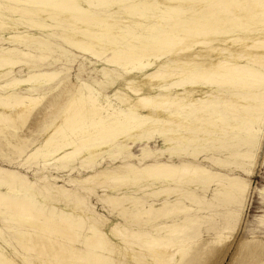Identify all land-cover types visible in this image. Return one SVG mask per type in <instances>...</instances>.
<instances>
[{"label": "bare ground", "instance_id": "1", "mask_svg": "<svg viewBox=\"0 0 264 264\" xmlns=\"http://www.w3.org/2000/svg\"><path fill=\"white\" fill-rule=\"evenodd\" d=\"M93 6L102 8L91 12ZM40 32L50 38L42 39ZM2 38L53 46L60 49L58 57L64 61L72 57L64 46L97 61L100 77L95 84L99 89L80 82L72 91L63 84L52 94L50 103L58 102L62 93L67 96L31 154L52 160V164L48 159L42 161L41 166L51 165L58 171L90 170L98 158L112 160L123 151L129 162L106 165L82 180L71 178L68 184L93 183L95 188L89 192L103 186L118 191L134 186L140 193L160 180L208 187L223 177L226 181H219L218 186L227 188V193L237 188V183L226 184L237 179L199 164L162 162L161 157L165 151L173 155L178 145L180 151L175 155L194 162L211 140L221 148L231 142L237 149L251 142L253 132L264 122V0H0ZM95 42L101 45L99 50ZM9 53L0 50V80L10 76L9 67L18 63ZM38 67H30L32 71L24 79L13 76L0 82V130H11L29 116L43 96L38 89H54L39 86L54 81L59 73ZM19 84L27 85L28 92L15 91ZM111 87L113 93L107 95L104 89ZM236 122L246 126L244 138H238L242 131ZM154 138L164 146L159 153L147 150ZM183 142L190 144V151ZM135 144L145 145L138 156L133 153ZM202 145L204 149H199ZM7 177L16 180L8 183L9 191L0 188V214L10 216L0 217V264H197L214 252L189 253L187 243L150 233L134 235L96 212L90 215L76 190L55 185L60 176L51 184L45 175L37 179L50 187H37L15 172ZM17 185L24 188L18 191ZM182 191L170 186L151 193L169 197ZM59 192L63 197L56 195ZM261 192L264 194V188ZM41 200L63 203L66 211L57 215L53 207L47 214ZM137 204L140 201H133ZM137 214L139 211L127 218L136 219ZM146 224L144 220L140 226ZM175 231V224L166 230L170 234ZM262 256V248L246 247L238 264H254Z\"/></svg>", "mask_w": 264, "mask_h": 264}, {"label": "rangeland", "instance_id": "2", "mask_svg": "<svg viewBox=\"0 0 264 264\" xmlns=\"http://www.w3.org/2000/svg\"><path fill=\"white\" fill-rule=\"evenodd\" d=\"M94 6L91 12H99L102 8ZM28 31L32 33L36 32L32 28H28ZM44 34L45 33L40 32L39 36H41L42 39L49 37H44ZM47 41L50 43V40ZM26 44L19 42L13 43V41L4 40L3 38L0 40V50H10L9 56L13 58V60L18 61L15 67H9L11 68L10 71H12L10 76L4 77L0 82L7 81L13 76L24 79L27 73L32 71L30 67L36 66V64L39 66L37 70L46 69L50 72L59 73V76L57 75L54 81L39 86L41 88L54 87V89L48 91L37 90V93L43 96L35 106L36 108L32 109L29 116L24 118L23 122H16L17 124L15 123L11 130H8V128L3 131L0 130V188L3 191H9L8 183L11 184L13 180H16L7 177L9 172L24 175L28 180L34 182L37 187L41 185L50 187L46 182H50L51 184L55 182L54 178H56V180L60 178V181L55 182V185H64L67 188L76 190L85 199L90 215L96 212L98 215H102L109 220L110 223H119L121 227L128 229V231L134 235L150 233L153 237L166 236L174 241L187 243L185 249L189 251V253H201L208 249L214 251L213 253L211 252L203 256L197 264H238L246 247L257 246L262 248L263 256L260 257L259 260H256L254 264H264V194L261 192V189L264 188V122L260 124V130L256 128L257 130L255 129L256 131L253 132V134H256H254V137L252 136L251 142L240 146L238 149L233 147L231 142H227V145L221 148V145L216 140H211L205 145L207 148V150L205 149L206 152L199 155L194 162L187 159L184 155H175L176 152L180 151L178 145L175 147L176 151L173 155H171L169 151H165L164 155L161 157L162 162L199 164L214 173L233 178V180L237 179V181L226 182L230 187L237 183L236 185L239 187L237 186V188L232 190L233 192L227 193V191H229L227 188L226 190L218 186L219 181H226L223 177L222 179H214L208 187L205 184L203 186L174 185L171 182L160 180L161 182L150 186L148 191L140 193L135 190L134 186L129 189L122 187L119 191L110 190V188L104 189L105 187L103 186L94 189L93 192H89L88 189L95 188L92 182L90 183L93 185L86 184V182L70 185L68 184V180L71 178L82 180L81 178L91 174L95 169H102L106 167V165L113 167L115 165L125 164L129 162L128 153H124L123 151L121 156L112 160H99L100 158H98L95 161L96 164L90 170H70L68 168L63 171L54 170L56 167L54 168L51 165L43 168L41 162L46 161L48 158H42L40 156L41 159L39 156L36 157L32 154L33 148L39 145L46 133H48L49 130L47 131L46 129L51 128L55 112L59 110V107H61L63 100H65L67 96L62 93L60 95L61 99H59L58 102L55 100L50 103L49 99L52 94L59 92L63 84H65L64 87L66 90L72 91L80 82L92 84L99 89L100 85L95 84L97 82L96 79L100 77L98 75L99 72L95 68L97 61L88 54L72 50L68 46H64L65 50L69 52L72 57H69L68 61H64L58 57L61 53L58 48V51H56L53 46L48 48L46 46L40 47V43L35 41ZM94 47H99L96 48L99 50L101 45L95 42ZM21 85L22 86L19 84L15 88V91L21 93L28 92L27 85ZM66 86L69 88L67 89ZM113 88L104 89V92H106L107 95H111L113 93ZM6 92H8V90L4 91V93ZM237 124H239L238 127L240 128V130H238L242 131L239 132L240 135L238 133V138H244L246 130L243 129H245L246 126L241 122ZM223 125L224 124H222V126ZM248 129H250V126ZM45 130L46 132H44ZM186 136H188V134ZM154 139H152L153 141H149L150 144L147 145V150L159 153L164 146L160 140ZM217 143L218 146L216 145ZM182 146H184L187 151H190L189 143L183 142ZM144 147L145 145L143 144L133 145L132 149L134 155L138 156L142 154ZM201 147L204 149V145L200 146L199 149H202ZM233 153L240 155L235 157L231 155ZM245 153H250L249 157L243 156ZM29 156L32 157L30 158ZM203 159L206 160L203 161ZM47 162L48 164L54 163L50 159H48ZM135 164L140 166L142 163L135 162ZM44 175L47 178L46 182H39V178ZM245 185L246 187L244 188ZM170 186H173L175 189H182L183 191L172 193L169 197L168 195L166 196V193H162L159 196H154L152 194L157 190L160 191ZM23 188L24 187L19 185L16 186L18 191H21ZM52 190L56 191L54 189ZM121 193L133 195L132 198L134 199L131 201L132 198L128 196H126L127 198L121 197L119 195ZM181 193L182 195H180ZM225 193H227V196ZM56 195L63 197L61 192ZM107 198L110 199L108 200ZM120 198H124L123 201H125L123 202ZM105 199H107L106 202ZM138 199L140 204L136 206L133 205V201L139 202L137 201ZM41 202L44 203L43 210L47 214L53 210V207L56 209L55 213L57 215L61 212H65L67 208L63 203L56 205L45 200H41ZM166 204L167 208L164 209L163 207L166 206ZM184 207H186V209H183ZM149 208L151 211H149ZM176 208H178L177 211ZM135 211H139V214L134 216L136 219L133 217V220L128 219L127 216L132 215ZM148 211L150 213H145ZM184 213L187 215L186 217H182ZM4 215L5 213L3 215L0 214V217H4ZM138 215L140 216L138 217ZM8 216L9 215L6 216V219ZM144 220H146L148 224L140 226ZM172 224L176 226V233L170 234L166 232V230L173 226ZM108 235L112 241H114L113 235L109 230ZM139 240L143 243V239L139 238ZM117 244L120 245V247L122 245L119 244V242ZM108 262L110 263V261Z\"/></svg>", "mask_w": 264, "mask_h": 264}]
</instances>
